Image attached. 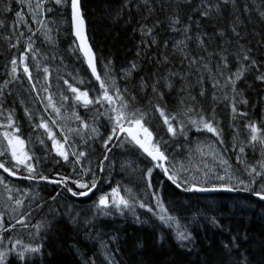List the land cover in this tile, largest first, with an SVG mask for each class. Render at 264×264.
Segmentation results:
<instances>
[{
    "label": "trees",
    "instance_id": "trees-1",
    "mask_svg": "<svg viewBox=\"0 0 264 264\" xmlns=\"http://www.w3.org/2000/svg\"><path fill=\"white\" fill-rule=\"evenodd\" d=\"M4 2L6 0H0V20L5 21L6 27L0 29V37L13 32L19 35L21 31L24 33V37L17 43L14 36L11 42L17 43V47L11 49L0 38V85L8 78L6 73L10 69L12 57L16 56L18 58L24 52L27 37L31 35L28 28L36 31L37 34L33 37L35 40L33 47L39 49L42 63L47 64L50 72L49 79L45 82L43 72L37 73L35 64L31 59L32 54L26 53L28 56L26 63L29 64L36 82V88L40 91H31V85L28 83L27 77H23L22 69H20L22 78L10 84L5 89L4 97L0 99L3 100L5 109L15 110V117L21 126L22 138L26 141V150L40 158L37 172L48 176L50 179H59L60 176H71L76 179L78 177L73 172V165L55 156V153L51 151V141L47 140L46 134L43 135L46 144L44 146L40 145L37 136L43 134V130H39L38 133L33 127V123H39L41 116L45 120L48 119L49 115L53 119L56 118V114L51 109L45 110L43 105L47 101L42 102L37 99L38 95L40 97L48 95V93L41 90L40 83H43V86L50 85L49 91L54 94L57 106H59L62 91L66 95H72L67 86L64 85V79H67L73 86L80 87L82 91L99 88L98 82L89 74L82 58H78L77 53L74 54L69 50L74 46V42L70 32L68 6L57 8L51 3L45 5V7L54 9L53 12L44 14L45 21L54 28L55 32L52 34L55 43V50L52 52L47 50L49 44L44 41L43 32L34 25L32 20L30 21L27 18V12L22 8V11L18 10L19 4L15 0H11L13 11L4 13ZM32 2H36V0H31ZM246 2L251 6L253 0H239L241 7ZM256 2L258 3L259 0H256ZM151 3L154 12L145 21L148 12L143 0H81L89 41L97 57L99 74L103 77L105 64L108 60H111V72L116 77L117 84L121 88L127 86L129 91L138 97L137 106L147 104V98L138 87L142 77L148 79L156 72L164 75L169 68L174 71L187 68L186 61L184 64L180 63V55H172V42L182 38L177 33L172 32L167 24V16L171 13V6H174L173 0H151ZM162 3H166L170 7L162 9ZM181 7L183 8L182 17L185 23H188L189 15H193L194 19H200L191 12L190 8L183 4ZM17 11L23 14L27 27L23 22L17 20L15 15ZM230 12L231 10L228 9L223 12L222 17L219 19L210 22L203 21L199 29L193 24L191 34L195 37L197 32L204 31L211 36L217 28L230 29L229 21L232 19ZM248 19L247 17L244 18L246 27L240 29L243 39L239 43L252 48L253 57L258 61L261 71H264V22L260 21L255 13L252 14L250 23ZM157 20L161 22V27L156 30L158 46H149L148 43L142 45L141 24L147 23L148 26H152ZM14 21L19 24L18 29L13 26ZM227 36L233 41L230 50L235 51L237 47L236 38L232 36L230 30H228ZM165 41H168L167 48L164 47ZM219 42L213 40L210 43L209 51L215 49ZM189 48L193 53L203 55L200 49L197 48L195 39L189 42ZM138 52L141 53L139 56L137 55ZM158 53L161 55L167 53L171 63L165 66L158 65L156 60L161 58ZM44 56H47V60L43 59ZM229 59L232 61L231 70L235 71V59L231 56ZM134 61L138 64L137 70L132 73L128 81L121 79L123 70L129 68ZM215 63L216 60L213 59V66ZM191 71L192 74L188 77V80L192 85V95L197 97V107H202L205 114L209 116L215 108V117L219 122L223 143L211 133L197 132L194 128L189 129L187 142L183 137L172 140L166 133V128L163 127V122L158 114H156V119L152 120L151 128L159 136H163L164 139L170 141L164 147L171 157L175 154V158L184 156L186 145L192 143L194 139L210 136L224 151L233 169L240 168L242 173L243 166L237 164L239 147L233 148V137L236 128L239 127V139H247V131L243 128L245 121L238 118L234 122L230 107L221 102L214 104L212 96L215 90L211 81L207 80V72L196 73L194 69ZM76 74H79V78L84 79V84H77V81L73 79ZM256 74L255 69L248 73L246 79L238 82V87L249 101L248 106H240L241 109L248 112L251 120L259 122L264 120V83L255 79ZM197 75H203L206 78L203 84L206 90L204 97L199 96L201 86L196 83ZM148 83H151L150 79H148ZM182 83L179 78H174L173 90L168 92L167 89H164L167 93L166 102L172 111L177 110L179 89ZM147 91L151 95V89L149 88ZM9 93L11 94L9 95ZM217 94L219 95V93ZM89 95L92 98L96 95V92L90 91ZM25 108L33 114L34 122L29 121L25 116ZM97 108H99L98 105L89 110L77 107L75 111L82 118L88 117L90 119ZM72 110L71 106L66 104L61 111V115L68 117ZM100 111H103V109H100ZM0 122H4L3 116H0ZM60 123L65 125V131L68 128L79 126L74 118L61 120ZM99 123L102 133L106 135L109 131L108 121L101 117ZM52 128L57 138L63 140L59 125H53ZM29 140L30 143H28ZM78 144V137L70 134L69 151L76 150ZM178 145L180 146L178 147ZM81 147L83 146L81 145ZM258 148L259 146H257L256 151L251 147L246 148L244 158L249 164H254L256 160L261 158ZM129 151L140 157L135 149L113 147L109 153V161L105 162L108 170L103 174L104 181L99 184L97 190L83 198L73 197L61 186L47 181L30 182L26 179L14 180L7 177L10 179L9 187L12 188L9 195L24 200L23 208L16 211H12L15 208L13 203L12 209L9 210L10 214L13 215L12 217L18 218L22 212H28L30 216L26 221L29 225L27 229L17 224L15 229L0 232V236L4 239L3 245H0L1 251L10 248L16 238L21 240L16 250L8 254L4 264H91V261H95V264H108L105 245L111 251L115 264H227L226 250L223 245L228 244L237 232L241 235L240 247L248 250V255L252 258V264H264V201H260L251 194L242 191L236 194L216 192L208 196L196 192H185L166 181L159 169H155L152 176L155 188L148 189L147 180L142 176L147 167H151L148 159L143 157L145 161L143 164L146 165V168L142 170L141 176L144 182H138L133 174L129 175V172L120 168L117 158ZM89 152V158L93 162V167H95V164L103 159L104 149L101 142L92 143ZM85 164H87V161H85ZM77 171H79V166H77ZM22 174L27 175V172L22 170ZM84 179L88 180L90 176L84 177ZM117 184L121 189H133L135 193L139 194L138 198H143L154 209L155 201L152 200L151 196L153 192L158 193L165 206L172 210V215L177 216L180 224L186 225L191 231L194 237L193 245H189L187 248L181 247L175 239L174 232L161 226L160 222L146 209L137 207L135 210L136 215L143 221L142 223H137L130 212H126L124 215L114 213L108 216H95L94 202L102 193L110 192L111 187H116ZM71 186L75 190V185ZM17 189L24 190L29 195L24 197L17 192ZM35 193H39V196L33 199ZM57 193H60V195L57 196ZM121 194L124 195L125 193L122 191ZM53 196H57L55 201L52 200ZM238 202L243 203V206ZM69 207L72 208V216L80 213L79 225L70 221L67 214ZM6 208L4 204L0 203V212L4 213L5 228L9 226V223H15V220L11 219L12 217L5 215L7 214ZM212 215L218 217L221 227H214L204 218ZM85 218L91 220L94 227H86L83 223ZM42 221L52 222L50 231L44 232L41 230L38 232L33 227ZM30 232L34 235L30 236ZM245 234H247V240L243 239ZM8 236L13 239H7ZM162 236L163 238H161ZM113 237L116 239L113 240ZM37 244L42 245L40 253H25L24 259L18 257L17 253L23 251L25 245L34 247Z\"/></svg>",
    "mask_w": 264,
    "mask_h": 264
},
{
    "label": "snow or ice",
    "instance_id": "snow-or-ice-1",
    "mask_svg": "<svg viewBox=\"0 0 264 264\" xmlns=\"http://www.w3.org/2000/svg\"><path fill=\"white\" fill-rule=\"evenodd\" d=\"M21 7L27 6L30 14L33 18V23H39L44 29L43 36L44 41L54 46L53 37L51 35L52 29L48 27L43 20L38 19L39 16L45 13L53 12L52 7H45V5L51 3L57 8L67 7L70 3L71 9V29L72 35L75 37L74 46L69 50L71 52L78 53L83 58V62L87 64L88 69L91 70V75L95 77V80L99 84L98 89L81 90L78 86H73L67 79H64V85L67 86L68 91L72 93L71 96L64 94L62 91L60 94V103L54 100V94L49 91L50 85L42 86L44 92L48 93L45 97L37 96L42 102L47 101L44 104L45 110L51 109L56 114V118L53 119L49 115L45 120L43 116L39 118V123H33V127L36 132L43 130V134L37 136V140L40 145L46 144L43 135L46 134L47 140L51 141V151L55 153L56 157L62 158L65 162L73 165V172L78 178L73 179L71 176H60L59 179H50L48 176L38 173L37 166L40 163V158L36 157L34 153L26 150V141L22 138L21 126L15 117L14 109H5L3 106V100L0 99V116L4 117V122H0V169L8 176L18 177L28 181H47L48 183L61 186L67 193H70L73 197H85L98 189L101 182L104 181L103 174L108 170L106 161H109V153L113 147H121L125 149H138L146 158H149L151 167H147L146 171L142 173L143 178L147 180V188L154 189L155 185L152 182V176L155 169H159L166 181L170 182L177 189H182L185 192H219V191H243L251 194L260 201H264V120L259 122L251 120L247 111L242 110L240 106H248L249 101L244 96L243 91L238 87V82L246 79L248 73L254 69L256 71L255 79L264 83V71H261L258 61L252 55V48L246 44H241L239 41L243 39L241 36V27H246L244 18L247 17L248 22H251V16L253 13L258 16L260 21L264 22V0H253L250 6L247 2L241 7L239 0H173L171 6V13L167 16V24L172 32L177 33L182 38L172 42V55H180V63L187 62V68H183L179 71H174L169 68L168 72L161 75L159 72L153 73L148 79L151 83H148V79L142 77L139 82V89L147 98L146 105H138V97L129 91L128 87L121 88L117 84L116 77L111 72L112 61L108 60L105 64V72L103 77L97 71V57L93 50L92 45L89 42V37L86 32L85 19L82 12L81 0H36L35 7L31 3V0H15ZM144 6L147 8L148 16L145 17L147 21L154 12V7L151 0H143ZM184 5L191 9V12L198 16L200 19H194L193 15L188 16V23H185L182 17ZM162 9L170 7L166 3L161 4ZM230 9V15L232 19L229 21L230 29L217 30L210 36L204 31H199L193 37L191 34L193 29L192 25L195 24L199 29L203 21H212L219 19L225 10ZM13 11L11 6V0H6L3 5V12L10 13ZM17 20L23 22L25 27L27 23L24 21V16L21 12L15 13ZM13 26L19 28V24L14 21ZM6 27L5 21L0 20V29ZM161 27V22L157 20L152 26H148L147 23H143L140 26L141 44L148 43L149 46L157 45L156 30ZM228 30L231 31L232 36L236 38V50L231 51L230 46L232 39L227 36ZM28 32L31 33L27 37V44L19 57L13 56L10 60V69L6 73L7 79L0 85V98L4 97L5 89L14 81L21 79L20 69H22L23 77H27L28 83L31 85V91L39 92L36 88V82L33 78V73L30 70L29 64L26 63L28 56L26 53H31V59L35 64L37 73L43 72L44 81L49 79L50 69L47 64L42 63L39 49L33 47L36 36V31L32 28H28ZM15 36L17 43L24 37V33L21 31L19 35L15 32L7 35H3L2 38L8 47L16 48L17 43H12V39ZM195 39V43L198 49L203 55L193 53L189 48V42ZM213 40L220 41L215 49L209 51L210 43ZM164 47H168V41L164 42ZM141 53L138 52L139 56ZM161 58L156 60V63L161 66H165L171 63L169 55L167 53L159 54ZM233 57L236 63L235 71L231 70L232 61L229 57ZM55 57L53 56V59ZM47 60V56L43 57ZM216 60L213 66L212 61ZM138 64L134 61L129 68L123 70L121 79L128 81L132 76V73L136 71ZM195 70L196 73L207 72V80L211 81L212 87L215 90L213 92L212 100L215 103H225L227 107H230L233 121L237 119L244 120L243 128L247 131V139L240 140L239 127L236 128L234 134L233 148L239 147V153L237 154V164L243 166V172L240 168L233 169L228 160L221 158L220 164L222 169L216 170L214 167L208 164L204 165V170L199 168L193 169L185 165L181 161H177L175 157H171L168 154L167 149L164 147L170 143L169 140L164 139L163 136L151 128L152 120L156 119V114L163 122V127L166 128V133L172 140H176L178 137H183L188 141V131L190 128H194L197 132L211 133L221 143H223L222 133L219 128V122L215 117V108H213L211 116L205 114L202 107H197L198 100L195 95H192V85L188 80V77L192 74L191 70ZM179 78L182 81V86L179 89L178 107L177 110L172 111L169 109L166 102L167 93L171 92L174 88L173 80ZM73 79L77 81V84H84L83 78H79V74L73 76ZM205 77L203 75H197L196 83L200 85L199 96L204 97L206 90L203 87L205 83ZM151 89V95L148 93V89ZM90 91L96 92V95L90 98ZM219 93V95L217 94ZM11 93H9L10 95ZM70 105L73 109L68 117L61 115V111L65 108V105ZM96 109L94 115L89 119L88 117L82 118L79 113L75 111L77 107H83L85 110L90 108ZM103 109V111H100ZM25 116L29 121L34 122L33 114L25 108ZM103 117L108 121L109 131L105 135L100 131V118ZM74 118L78 122L77 128H68L65 131V125L60 123L61 120ZM59 125L61 129V135L63 141L57 138L52 126ZM69 133H74L79 136L80 143L76 145V150L69 151ZM99 140L104 149L103 159L99 160L95 167L93 162L89 158L91 144ZM31 141L29 140L28 143ZM81 145L83 147H81ZM180 145H178L179 147ZM260 152L261 158L256 160L254 164H249L244 158L246 148L251 147L254 151ZM209 150L212 151L215 157V152L212 150V146L208 145ZM191 151V150H189ZM196 152L203 155V149L198 144ZM70 156L72 159L70 160ZM10 157V160L8 159ZM47 158V157H45ZM87 161V164H85ZM58 163V161H57ZM10 165V166H9ZM79 166V171H77ZM124 168V165H121ZM98 169V171H97ZM22 170L27 172V175H22ZM59 175V174H58ZM90 179L85 180L84 177ZM246 176V178H244ZM0 185H3L8 193L12 192V188L5 183V177L0 176ZM71 185H75V190ZM122 191L125 193L122 195ZM17 192L22 196L27 197L28 192L17 189ZM60 193H57L59 196ZM39 193L33 194V199L38 198ZM57 196H53L52 200L55 201ZM139 194L135 193L131 188L121 189L119 184L116 187H111L110 192L102 193L97 201L94 202V215L95 216H108L111 214L124 215L126 212L132 213L137 223H142L140 217L136 215V208L146 209L148 212L160 222V225L166 227L174 232L176 241L181 247L187 248L189 245H193L194 237L191 231L186 225L180 224L179 218L172 215V210L167 208L164 202L160 199L158 193H152V200L155 201V209L149 206L143 198H138ZM8 200H14L15 208L12 211L22 209L24 206V200L21 198L8 196ZM72 208L68 209V216L73 224L79 225L80 213H76L75 216L71 215ZM30 216L28 212H22L18 218L12 217L15 223H9L8 228L4 227V213L0 212V232H7L9 229H15L16 225H21L24 229L29 227L27 218ZM214 227H221L218 217L215 215L205 216ZM86 227H94L92 221L85 218L83 221ZM51 221H42L37 225H34L37 231L48 232L51 230ZM30 236L34 235L29 233ZM163 238V236L161 237ZM7 239L12 240L11 236ZM116 238L113 237V240ZM244 240H247V234L243 236ZM241 235L237 232L232 236L231 241L228 244H224L225 258L227 264H252V258L248 255L247 249H241L240 247ZM4 239L0 236V245H3ZM21 240L16 238L11 244V247L6 251H0V264H4L6 257L9 253L16 250L20 245ZM106 259L108 264H115L114 257L111 255V251L107 249L105 245ZM42 249L41 244L36 246L25 245L23 251L17 253L20 259L25 258V253H40ZM234 257V258H233ZM91 264H95V261H91Z\"/></svg>",
    "mask_w": 264,
    "mask_h": 264
},
{
    "label": "rangeland",
    "instance_id": "rangeland-1",
    "mask_svg": "<svg viewBox=\"0 0 264 264\" xmlns=\"http://www.w3.org/2000/svg\"><path fill=\"white\" fill-rule=\"evenodd\" d=\"M35 4H36V2H32L33 8L35 7ZM21 8L24 11H26L27 14L29 15V16L27 15V18L30 19V21L31 20L33 21L32 15L30 14L28 7L27 6L21 7L20 5L17 7L18 10L22 11ZM38 19L43 20L45 22V24L52 29L51 35L53 33H55L54 28L51 27L45 21L44 15L39 16ZM34 25L36 27H39V29L42 32H44V29L41 27V25L39 23H34ZM42 35H43V33H42ZM54 46H55V43H54ZM54 46L49 44L47 50L54 52V50H55ZM42 86H43V83H40L41 89H42ZM67 130L68 129H66V132H67ZM100 131L102 132L101 128H100ZM70 134H73L74 136H76L74 133H69V135ZM77 137H79V136H77ZM79 143H80V140H79ZM198 144H200L202 146L203 155H201V153L195 151ZM208 145L212 146V150H214V152H215V157L213 156L212 151L209 150ZM189 150H191V151H189ZM172 157H175V154ZM221 158L228 160L227 156L225 155L224 151H222L219 144L217 142H215L214 138L209 136V137L194 139L192 143L186 145V147L184 149V156L176 157V160L183 162L185 165H187L188 167L193 169L194 174H198V173H195V169L199 168L201 170H204L205 164H208L209 166L214 167L216 170L220 171L222 169V165L220 164ZM117 162H118V164L122 170L129 172V175L133 174V176H135V178L137 179L138 182H144L142 179V176H141V172H142V170H144V168H146V165L143 164V161H141L140 158L136 154H132V152H130V151L126 152L123 156L117 158ZM122 164L124 165V168L121 167ZM0 176H3V175L0 174ZM5 183L10 185V179L5 177ZM8 196H9V193L5 190L4 186L0 185V203L4 204L7 207L6 208L7 214H5V215L12 217L13 215L10 214L9 210L12 209L11 206L14 205L13 204L14 201L13 200L9 201ZM238 204L243 206L242 205L243 203L238 202ZM0 251H1V249H0Z\"/></svg>",
    "mask_w": 264,
    "mask_h": 264
},
{
    "label": "bare ground",
    "instance_id": "bare-ground-1",
    "mask_svg": "<svg viewBox=\"0 0 264 264\" xmlns=\"http://www.w3.org/2000/svg\"><path fill=\"white\" fill-rule=\"evenodd\" d=\"M87 25V24H86ZM1 47V46H0ZM23 175V174H22ZM10 179H14V180H22L23 178L21 177V176H18V177H11ZM196 193H198V194H200V195H203L202 193H200V192H196Z\"/></svg>",
    "mask_w": 264,
    "mask_h": 264
},
{
    "label": "water",
    "instance_id": "water-1",
    "mask_svg": "<svg viewBox=\"0 0 264 264\" xmlns=\"http://www.w3.org/2000/svg\"><path fill=\"white\" fill-rule=\"evenodd\" d=\"M86 66H87V64H86ZM88 68V67H87ZM89 71L91 72V70L89 69ZM223 192H227V191H223ZM200 193H202V194H205V193H212V192H200Z\"/></svg>",
    "mask_w": 264,
    "mask_h": 264
},
{
    "label": "flooded vegetation",
    "instance_id": "flooded-vegetation-1",
    "mask_svg": "<svg viewBox=\"0 0 264 264\" xmlns=\"http://www.w3.org/2000/svg\"><path fill=\"white\" fill-rule=\"evenodd\" d=\"M19 180V179H18Z\"/></svg>",
    "mask_w": 264,
    "mask_h": 264
}]
</instances>
